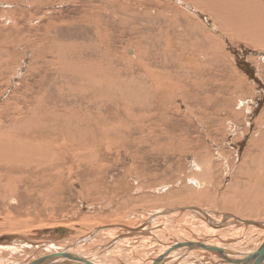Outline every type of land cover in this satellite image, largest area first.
<instances>
[{
    "label": "rangeland",
    "instance_id": "rangeland-1",
    "mask_svg": "<svg viewBox=\"0 0 264 264\" xmlns=\"http://www.w3.org/2000/svg\"><path fill=\"white\" fill-rule=\"evenodd\" d=\"M27 1L0 0V122L8 112L20 120L42 93L41 112H59L54 126L61 125L66 142L50 140L58 131L43 141L59 159L57 174L16 171L12 187H0V264L62 250L82 236L76 229L139 228L150 219L166 244L178 237L194 247L244 251L253 228L227 223L224 240L189 211L154 215L197 207L212 219L235 216L264 226V0H39L32 9ZM99 63L119 72L110 78L120 89L87 91L76 81ZM28 137L32 143L22 145H39ZM56 226L73 229L60 239L41 232ZM90 232L91 250L104 245L107 233ZM158 245L109 255L115 261L132 253L116 264L147 262ZM203 255L200 261L213 264ZM180 259L189 261L184 251Z\"/></svg>",
    "mask_w": 264,
    "mask_h": 264
},
{
    "label": "bare ground",
    "instance_id": "bare-ground-1",
    "mask_svg": "<svg viewBox=\"0 0 264 264\" xmlns=\"http://www.w3.org/2000/svg\"><path fill=\"white\" fill-rule=\"evenodd\" d=\"M199 1L202 4V2L204 0H199ZM240 1H244V0H240ZM23 2H24V0H23ZM25 3H27L28 5H31L30 6V9H32L33 6L34 7H37V8L40 6L39 0L36 1V2H33L32 0H28ZM201 4H199V5H201ZM6 21H9V20L6 19ZM7 23H8V25H10V22H7ZM243 35H244L243 32L240 31L238 37L242 38ZM68 53H69L68 57L72 55L70 52H68ZM199 63H200V61H199ZM59 64H60V70H61L62 60H60V59H59ZM95 68L97 70L93 74L86 73L84 76L77 77L76 78V81H79L80 80L81 81V84L87 83L88 84V86L86 87L87 91L88 90L91 91V87L94 88V91H99V92H115L116 90L114 88L120 89L118 86H116L117 85L116 81L114 79L110 78V77H113V76L118 77V75H119V72L118 71L113 70V69H110L107 66L103 67V66L100 65V63L98 64V66H95ZM145 69H147V68H145ZM146 74L147 75L149 74V75L152 76L153 83L157 87H159V89H160L161 88L160 87L161 83L160 84H159V82L157 83V80H156L157 78L155 76H153V74H154L153 71L147 70ZM71 75L75 76L73 73H71ZM81 77H84V78L81 79ZM82 81L84 83H82ZM200 85H201V83H200ZM164 86L167 87V84L164 83ZM130 96H131V93H130ZM42 98H43V94L42 93H41V96H35V97H33L31 101H35V103L33 105L34 108H29V111L27 110V103H26V106L23 108V110L26 108V110H27L28 113H25V116H22V114H24L23 112L22 113H18V114H20L22 116V118H20V120H18V119H17L18 121L14 120L12 118V116H11V113L8 112L6 114V117H7L6 120L0 122V187H3V185L4 186H7V187H10L11 186L10 184L12 183V181H11V178L9 176L14 175L16 173L24 174L26 177L36 176L37 178H42L45 175L44 174V168H45V171H47L48 169L49 170H53L55 172L53 174H57L58 171H59L58 170L59 167L56 168L58 165H60V162L58 161L59 159L57 160L54 152H53L54 155H52L50 153V151H53V150L49 149L50 151L49 152H46L47 150L45 151L42 146L44 145V142H43L44 139L46 140L51 135V134L48 135V132L58 131V133H59L58 136H56L55 134H53L52 135L53 138H51L50 140L55 141L58 138H60V139H62V141L66 142L65 141L66 140V137H65V134L63 132V129H62L61 125H59V127L54 126L55 124H57L61 120L62 117H61V115L59 114V112L57 110L53 111L50 114V116H47L46 114L42 113L41 112L42 104H43V99ZM133 100L134 99H132L131 101H133ZM93 101H94V99H93ZM26 102H30V101L26 100ZM20 109L21 108L19 107L18 110L20 111ZM35 109H38L40 111V113L38 114ZM53 110H54V108H53ZM43 116L46 118V120L44 118H42ZM127 119H128V117H127ZM68 120H69V118H68ZM138 122H139V120H138ZM17 123H19V126L18 127H17ZM130 124H132V123H130ZM141 129H142V124H141ZM20 131L23 134H25V135H22V136H20V137L17 138L15 136V133L20 132ZM27 135L30 136L31 138L36 139L39 142L38 143L39 145L36 146V147L30 146V145L27 147L25 145H22V144L32 143V142H30L28 140L29 137ZM68 141L72 142L73 145H74V147L76 149L79 146V143L77 141L68 140L67 139V142ZM33 144L35 145L37 143H33ZM49 145H51V144H49ZM69 148L70 149H73L71 146ZM55 152H56V150H55ZM86 159H88V158H86ZM78 161H80V159ZM62 166L63 165H61V167ZM60 173H61V170H60ZM3 180H6V182L4 181L5 182L4 184H3ZM2 190H3V188H2ZM184 208H185V210H183ZM184 208H175V209L168 210V211H162V212L157 213L154 216L156 217V216L159 215V217H161V216L162 217L163 216L165 217L167 215L168 216H170L171 214L177 215V213H182V212L184 213L185 211H189V212L197 215V218L200 217L202 219V222H203L202 224L205 227V229L208 228L207 229V233L210 234V236H214L216 238H218L220 236V238H222V239L224 238V240H225V237H224L225 235L224 234L226 233L225 230L228 229L227 226H226L227 223L232 222V223H235V225L238 224L240 227L243 225L241 228H243L244 226H248L249 229L250 228H253L252 231H250V235H247V236H245L243 238L244 240H246V239L248 240V241H246L247 247H246V249H244V251L239 250L236 246L235 247H231L230 246L231 248L228 247L229 248L228 250L225 249V248H220V251H222V253H225L224 256H226L228 259H232V258L227 253H230V254L234 253V254H236L237 257H238V258L236 257V259L243 258L245 256V254H252L253 252H255L258 249V247H260L262 245V243H264V226L261 225V223L254 222V221H249V220H245L242 217L241 218H238V217L230 216V215H229L230 217H227L226 216L227 218H225L224 221H222V220L219 219L221 217H218V219L213 218V219H216V221H214L212 219V217H211L212 215H209L208 213L203 212L202 210H200L197 207L193 208V207H186L185 206ZM248 212L251 213V211H248ZM217 216H218V214H217ZM156 218H158V217H156ZM223 218H221V219H223ZM252 220H254V219H252ZM152 221H153L152 219H150V220H148L146 222L144 221L145 223L143 224V226L142 227H139V228L137 227V225H135L134 227H127V225L126 226H121V225H117V224H112V225L111 224L110 225L107 224V225H101V226L98 225L99 227H97V226L95 227L94 226V228L89 229V230H84L83 229L84 231H82V228H80V230H77L76 229V231H79L80 232L79 235H82V236L78 237L75 240V242H71V244H69L66 248H63L62 250H59L57 252L50 253V254H48V256H45V257H42V258L60 255V256H69V257H74V258H80L82 260L88 261L90 264H110V263L113 264V262H115L114 264H116L117 262L122 261L123 259H121V258L126 257V255L129 254L130 252L129 253L127 252V254L125 252L123 254L124 256L122 255L123 257L119 256L121 258H119L118 256L117 257H114L115 261L112 259L113 257L112 258L110 257L111 255H109V254H113V252L115 253L117 251L121 254L122 253L121 250H123V251H130V250L133 251L132 249H134V252H135V250L136 251H138V250H141L142 251V250H145V249H147L149 247H153V246H156V245L159 244L158 246H160V248L157 249L158 250L157 252H159V254L155 255L149 261L144 262L142 259L141 260H138V259H135V260L133 259L132 260V257H131L130 259L132 261L130 260L131 263L130 262L129 263L130 264H173V263H176V264H206V263H204V262H202V261L199 260L200 256L205 258L206 256H204L203 254H208L207 252L202 251L203 249H205V248H203L204 246L200 247V246L197 245L198 247H196V246L194 247V246H191L190 244H185V243L183 244L182 241H181L182 239L181 238H178V237L176 238L177 240H173L172 242H169L168 241L169 243L166 244L165 241H164V238H165L164 234H165V232L162 231V229H160L158 227V225L153 224L154 221L153 222ZM164 225L165 224H163V226ZM62 227L60 228V227H57L56 226L55 228H47V229L44 228V230H42V228H41V232L46 233L47 234L46 235L47 238H48V235H54V234H58V238L59 239L60 238H65L66 236L68 237L69 234H70L69 231L70 230L72 231L73 228L71 229V228L68 227L70 229L69 230V229H66L67 227L66 228L63 227V229H66V230H63ZM161 228H162V226H161ZM249 229H248V231H249ZM90 231H93V232L94 231H101V232L107 233V239L104 242V245H101L102 242H99V243L96 244L95 249L94 250H91L93 247L90 246L92 248H89L88 247L89 246L88 244L95 237L90 241V238L93 237V233H91ZM215 234H219V235L218 236L217 235L215 236ZM43 236H44V234H43ZM101 237H102V235H101ZM238 237H240V236H238ZM96 238H100V236H97ZM167 238H169V237H167ZM208 238H210V237H208ZM45 240H46V238H45ZM192 240H194V238ZM194 241H192V242L195 243ZM206 241L207 240H205V242ZM231 242H233V241H231ZM155 243H158V244H155ZM150 244L152 246H150ZM211 244H213V243H210V245ZM178 245H183V246L188 245V247H191V248H188V249H182L181 248V249L175 250V247L178 246ZM194 245H196V244H194ZM102 246H104V247L101 248ZM218 247L219 246H217V248ZM100 248H101L102 252L104 253L102 255V257H100L97 260H94L93 257L91 258V257L88 256V254L93 255V254L99 253V252L102 253L101 250H100ZM213 248H214V246H213ZM179 251H184L185 257L187 259H189V261H184V260H181V259L176 261L175 260V257H176V254L177 253L179 254ZM131 254H129V256H131ZM113 255L115 256V254H113ZM133 256H134V254H133ZM42 258H40V259H42ZM103 258H104V261H103ZM125 259H127V257ZM192 259H193V261H192ZM35 261H37V260L28 261V262L26 261V263H24V264H32ZM122 262H124V261H122ZM214 262H216V260H214ZM124 263H120V264H124ZM54 264H80V263L66 259V260L58 261V263L56 262ZM226 264H228V263H226ZM262 264H264V262Z\"/></svg>",
    "mask_w": 264,
    "mask_h": 264
},
{
    "label": "water",
    "instance_id": "water-1",
    "mask_svg": "<svg viewBox=\"0 0 264 264\" xmlns=\"http://www.w3.org/2000/svg\"><path fill=\"white\" fill-rule=\"evenodd\" d=\"M183 210H185V208ZM181 248L182 249H188L191 247H188V245H185V246L178 245L175 247V250H178ZM202 251L207 252L209 255L212 256V258H214L216 260V262H213V264H226V263H228V264H262L264 262V243H262V245L260 247H258V249L255 252H253L252 254H245V256L243 258H239V259H236V257H237L236 254H234V253L230 254V253L226 252L232 258V259H228L226 256H224L225 253H222V251L217 250L215 248H209V249L205 248ZM66 259L78 262L80 264H90L88 261L82 260L80 258H74V257H69V256H60V255L42 258V259L35 261L32 264H48V263L54 264L56 262L58 263V261L66 260Z\"/></svg>",
    "mask_w": 264,
    "mask_h": 264
}]
</instances>
